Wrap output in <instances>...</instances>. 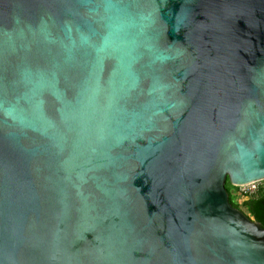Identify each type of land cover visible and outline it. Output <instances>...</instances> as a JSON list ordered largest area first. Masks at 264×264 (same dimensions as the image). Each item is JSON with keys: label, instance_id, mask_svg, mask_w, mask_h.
<instances>
[{"label": "water", "instance_id": "obj_1", "mask_svg": "<svg viewBox=\"0 0 264 264\" xmlns=\"http://www.w3.org/2000/svg\"><path fill=\"white\" fill-rule=\"evenodd\" d=\"M227 181L264 182V0H0V264H264Z\"/></svg>", "mask_w": 264, "mask_h": 264}, {"label": "trees", "instance_id": "obj_2", "mask_svg": "<svg viewBox=\"0 0 264 264\" xmlns=\"http://www.w3.org/2000/svg\"><path fill=\"white\" fill-rule=\"evenodd\" d=\"M225 189L230 205L264 229V189H259L256 196L249 199H243L235 195L233 192L238 188L232 187L229 181L226 182ZM239 199L241 204L238 203Z\"/></svg>", "mask_w": 264, "mask_h": 264}, {"label": "rangeland", "instance_id": "obj_3", "mask_svg": "<svg viewBox=\"0 0 264 264\" xmlns=\"http://www.w3.org/2000/svg\"><path fill=\"white\" fill-rule=\"evenodd\" d=\"M259 189H264V182H259V183L253 184L247 188L243 187V189L239 188L238 190L234 191L233 193L235 195H238L239 197H241L240 195H243L244 192L252 191V192H255L254 196H256V191H259ZM238 203L241 204L240 199L238 200Z\"/></svg>", "mask_w": 264, "mask_h": 264}, {"label": "built area", "instance_id": "obj_4", "mask_svg": "<svg viewBox=\"0 0 264 264\" xmlns=\"http://www.w3.org/2000/svg\"><path fill=\"white\" fill-rule=\"evenodd\" d=\"M253 185V184H252ZM251 186V185H249ZM249 186H246L244 188H247ZM241 189H243V187H240ZM239 189V188H238ZM258 191H256V194H257ZM255 192H252V191H247V192H244L243 195H240L243 199H249L250 197L254 196Z\"/></svg>", "mask_w": 264, "mask_h": 264}]
</instances>
